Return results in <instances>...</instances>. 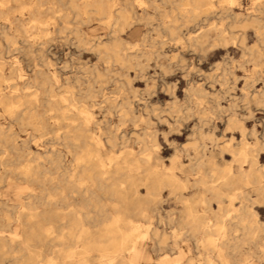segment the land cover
<instances>
[{"label": "rangeland", "instance_id": "374dc122", "mask_svg": "<svg viewBox=\"0 0 264 264\" xmlns=\"http://www.w3.org/2000/svg\"><path fill=\"white\" fill-rule=\"evenodd\" d=\"M117 1L122 2V0ZM222 1L214 0L213 12L201 14L197 21L183 24L177 31L179 37L176 39H171L164 31L158 32L152 29L153 26H148L143 21L139 22V25L136 24L138 29L133 32L128 30L127 34H122V37L129 42L125 53H137L139 47L142 46L143 36L147 32L157 40V43L146 49L157 51L151 53L149 57L141 55L133 58L132 61L135 64L132 68H122L119 64L112 63L110 67L112 72L107 80L94 82V97L84 94V91L89 87L90 73L88 70L94 65H99L103 71L106 68V63L96 53L92 50L80 49L72 33L68 32L65 37L59 36L54 32L53 27H51L53 35H55L53 39L46 38L39 28L34 29L27 37L37 50L34 53L37 60L40 58L39 49H44V55L50 61L49 65H45V71L57 73L58 82H55L53 86L55 93L57 92L56 95L66 94L68 83L80 93L78 98H83V104L92 113L90 125L93 135L96 138H101L104 147L119 156L130 152L136 154L151 152L149 160L142 161L143 167L150 169V173L147 175L148 181L138 183L137 186L138 199L143 203L142 209L148 214L146 218L141 216L140 209L133 208L129 199L125 201L118 194L104 197L108 203L107 218L120 216L136 220L141 225L143 236L138 239L140 254L137 255L138 259L136 257L129 264H201L208 257L216 258L214 252L205 248L203 243L197 241L190 231H187V234H182L176 242L171 237L165 243H159L154 236L155 232H163L168 236H172L173 231L177 230L185 232L190 225V223L186 224L184 218L188 211L186 201L191 202L202 192L203 195L210 197L209 191H203L202 187L195 185L199 174L192 167L195 157V150L192 146L194 138H202L200 140L210 149H225L223 159L219 155L215 156V161L218 163L215 165L217 170H220L224 163H231L232 170L236 173L239 172V163L233 160L231 150L241 144L243 140L257 148V151L254 152L257 154L256 165L264 170V55L255 58L250 53V49L260 43L253 29L245 30L247 47L244 48L241 43L243 28L232 25L235 20L248 15L252 9L253 0H235L233 4L228 0ZM32 2V0H28L29 4ZM159 4L165 8L169 7L161 1ZM138 11L142 13V9ZM149 11L152 12V10ZM16 15L26 18L27 25L32 23L28 19V9H21V12H17ZM10 19L13 20V16ZM11 20L0 19V49H4L7 45L3 37V30L16 37L19 41L16 44L17 47L24 44L22 43V33L16 29L15 22ZM96 21L98 20L84 25L83 29L89 37L107 41V38H110L108 29ZM157 23L158 20H155L154 24ZM223 29L225 32L222 33ZM202 32L208 33L209 42L203 46L191 45L187 39L188 35H199ZM33 33L35 34L33 35ZM160 33L163 35L162 37H159ZM221 34L232 36V38L228 37V42L224 44L220 40ZM161 41L163 42L161 43ZM10 49L5 53L6 59L8 62L10 61L9 64L17 63L26 77L33 78L35 71L30 65L32 58L34 59L33 55L26 54L25 49H15L14 45ZM137 62H140V65H136ZM127 101L130 102V105L127 104ZM129 106H133L131 110ZM233 120L238 121L245 128L243 134L240 126L231 124ZM0 121L5 126L9 125V120L4 116L1 107ZM15 129L22 139L29 138L30 133L34 134V137L31 136L29 140L31 151L42 152L46 157L53 150H62L64 162L71 163L72 154L61 144L50 140L53 133L40 136L31 128L22 131L16 126ZM109 137L116 141L115 145L112 146L108 142ZM210 137L215 138L214 145ZM1 154L2 152H0V158L3 156ZM25 162L26 160L15 162L13 167H21ZM31 162L34 163L33 160ZM51 166L50 161L45 159V167L50 169ZM0 174L4 175V181L0 184V200L8 204V206L2 207L1 211L12 217L8 228L0 226V237L19 240L29 230L24 221L17 219L22 208L26 206V195L31 191L41 194L43 187L38 182L24 179L15 171L9 175L2 165H0ZM167 175H172L175 180L171 183L163 182L161 184L153 182V179H163ZM53 176L55 179L58 177L54 172ZM131 195L134 196L132 191L129 192V196ZM67 200L68 204L59 202L53 206L64 213L85 203L82 197H73ZM212 203V209L202 203L195 207L197 213L204 215L205 222L210 225L216 223L223 213L217 208L215 201ZM34 208L42 213L47 208L45 200L35 203ZM254 209L256 213L252 219L256 225L263 229L264 203H255ZM45 225L51 227L53 234L50 238L44 237L42 229L36 230L42 234L41 245L38 249L41 254L40 259L43 264L59 263L61 260L60 251L66 248L69 242L68 239H60L66 231V227L61 225L60 220L53 217L50 222L45 221ZM90 231L93 243L91 251L74 257L71 264L106 263L107 258L101 256L102 251L100 250L102 247H107L110 238L102 235L95 225L90 226ZM202 236L203 233L197 234V237L201 238ZM53 237L55 238L52 239ZM75 244H78L77 249H80L87 243L75 241ZM240 249L243 254L250 249H264V239L259 241L258 247L254 242L249 241ZM124 254L126 258H131L129 252L126 251ZM177 257L179 260H176ZM26 261L27 256L24 253L18 255L0 254V264H25ZM250 264H264V255L258 253L257 257L253 256Z\"/></svg>", "mask_w": 264, "mask_h": 264}, {"label": "bare ground", "instance_id": "6f19581e", "mask_svg": "<svg viewBox=\"0 0 264 264\" xmlns=\"http://www.w3.org/2000/svg\"><path fill=\"white\" fill-rule=\"evenodd\" d=\"M32 1V4H29L28 0H0V19L11 20L10 18L13 16L11 21L15 22L16 29L22 33V43H24L23 46L17 47L16 44L19 41L16 37L6 30L2 31L7 45L4 49H0V107L4 111V116L9 120V125L5 126L0 121V152L3 154L0 158V165L6 168L9 175L15 171L26 180L40 183L43 190L41 194L35 191L27 193L26 206L22 208L17 219L24 221L29 230L19 240L0 237V254L18 255L24 253L27 256L25 264H43L40 259V250H38L42 234L36 230L42 229L44 237H52L53 231H51V227L45 225V221L50 222L53 217L60 220L61 225L66 227V231L60 239H68L69 242L68 246L60 251V262L50 264H71L74 257L89 253L93 244L91 225H95L102 235L110 238L107 247H102L100 250L102 251L101 256L107 258L105 264H129L139 253L138 239L143 236L141 225L136 220L120 216L107 218L108 203L104 197L118 194L125 201L129 199L133 208L140 209L141 216L146 218L148 214L142 209L143 203L138 199L137 186L138 183L148 181L147 175L150 173V169L143 167L142 161L149 160L151 152L142 154L130 152L119 156L104 147L101 138H96L93 135L90 125L92 113L83 104V98H78L80 93L68 83L66 94L56 95L57 92L55 93L53 86L55 82H58V75L55 71L48 73L45 71V65H49L50 61L45 57L44 49H39L40 58L37 60L34 57L37 50L27 37L34 29L39 28L46 38L53 39L55 36L51 30L53 27L54 32L59 36L65 37L68 32L72 33L80 49L92 50L96 53L106 63V68L103 71L99 65H94L88 70L90 73L89 87L84 91V94L90 97L94 93V82H104L109 77L112 72L110 68L112 63L119 64L122 68H132L135 64L132 61L133 58L141 55L149 57L151 53L157 51L146 49L157 43V40L147 32L143 36L142 46L139 47L137 53H125L129 42L122 37V34H127L128 30L133 32L138 29L136 24L143 21L146 25L153 26L152 29L158 32L164 31L171 39H176L179 37L177 31L183 24L197 21L201 14L214 11V0H122L121 3L117 0ZM159 1L169 7H163ZM228 2L233 4L235 0H228ZM252 2L253 6L248 15L235 20L232 25L243 28L241 43L244 48L247 47L245 30L253 29L260 41L258 45L250 49V53L256 58L264 55V0H253ZM24 8L29 11L28 19L32 22L30 25H27L26 18L16 15ZM139 9H142V13L138 11ZM93 20H98L108 29L110 38H107V41L101 38L93 39L83 29L84 25H89ZM155 20H158L157 24H154ZM223 32L225 29L222 30ZM37 36L39 38V35ZM160 36L163 35L160 33ZM228 37L232 38V36L221 34L220 40L226 44ZM187 39L191 45L203 46L209 42L207 32L188 35ZM13 45L15 49L22 48L25 49L26 54L33 55L34 59L32 58L30 64L35 71L33 78L26 77L17 63L9 64L10 61L8 62L6 59L5 53L9 52ZM136 65H140V62H137ZM77 77L76 79L79 81ZM126 77L128 78V76ZM127 104L130 105V102L127 101ZM132 107L129 106V109L131 110ZM231 124L240 126L242 134L245 132V128L238 121L233 120ZM16 126L22 131L31 128L40 136L53 133L50 140L61 144L72 154L71 163L64 162L62 150H53L46 157L42 152L31 151L29 140L31 136L34 137V134L30 133L29 138L22 139L15 129ZM199 134L202 135V133ZM200 139L202 138L196 137L192 142L195 150L192 167L199 174L195 185L202 187L203 191H209L210 197L203 195L202 192L191 202L186 201L188 211L184 218L186 224L190 223V225L185 232L173 231L172 236L163 232H155L154 236L159 243H165L171 237L176 242L182 234H187V231H190L197 241H201L205 248L213 251L216 255L215 259L208 257L201 264H250L253 256L257 257L258 253L264 255V249H250L245 254L240 249L249 241L254 242L258 247L259 241L264 239V228L256 225L252 219L256 213L254 204L264 203V170L256 165L257 154L254 152L257 151V148L243 140L241 144L231 150L233 160L237 161L240 166L239 172L236 173L232 170L231 163H224V166L217 170L215 165L218 163L215 161V156L219 155L223 159L225 149H210ZM210 139L214 145L215 138L210 137ZM108 142L112 146L116 143L112 137L108 138ZM45 159L50 161L52 168L45 167ZM22 160H26V162L22 163L21 167H13L15 162ZM52 170L58 175L57 179L54 178ZM174 180L172 175H167L163 179H153V182L161 184L163 182L171 183ZM2 181H4V175L0 174V184ZM130 191L134 196H129ZM73 197H82L85 203L64 213L53 206L59 202L68 204L67 199ZM43 200H45L47 208L41 213L36 211L34 206L35 203ZM212 201L216 202L217 208L223 213L216 223L210 225L205 222L204 215L197 213L195 207L202 203L212 209ZM6 206H8L7 202L0 200V226L3 228H8L12 220L10 215L3 214L1 211V208ZM199 233H203L201 238L197 237ZM75 241L87 244L77 249L78 244H75ZM126 251L130 253V259L126 258L124 254ZM101 256L99 255V257ZM176 260H179V257Z\"/></svg>", "mask_w": 264, "mask_h": 264}]
</instances>
